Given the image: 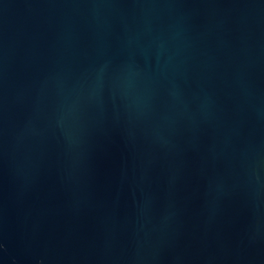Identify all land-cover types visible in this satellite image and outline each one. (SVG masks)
I'll return each mask as SVG.
<instances>
[{"label": "water", "instance_id": "95a60500", "mask_svg": "<svg viewBox=\"0 0 264 264\" xmlns=\"http://www.w3.org/2000/svg\"><path fill=\"white\" fill-rule=\"evenodd\" d=\"M0 264H264V0H0Z\"/></svg>", "mask_w": 264, "mask_h": 264}]
</instances>
